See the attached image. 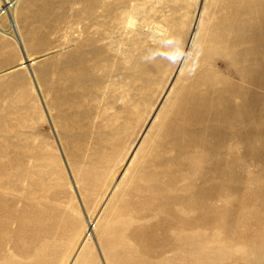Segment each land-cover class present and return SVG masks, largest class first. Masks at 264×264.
<instances>
[{
  "label": "rangeland",
  "instance_id": "rangeland-1",
  "mask_svg": "<svg viewBox=\"0 0 264 264\" xmlns=\"http://www.w3.org/2000/svg\"><path fill=\"white\" fill-rule=\"evenodd\" d=\"M114 1L25 0L19 10V0H9L14 17L0 11V264H264L263 148H251L243 158V145L229 142L231 186L208 209H193L192 221L188 213L177 216L182 207L176 200L190 193L189 172L198 169L196 163L161 178L151 177L146 167L160 140L155 126L162 109L166 116L192 72H213L219 82L224 77L220 83L228 94L232 84L264 99V71L258 75L255 64L204 56L222 47L201 45L197 35L207 40L229 34L228 27L216 25L226 10L206 7L211 0H123L129 6L114 14L125 13L126 23L111 29L121 39L113 37L109 46L120 58L106 63L101 90L73 105L70 122L63 124L57 115L58 88L66 85L76 52L88 46L89 32L102 30L106 3ZM5 6L0 0V10ZM159 46L165 54L152 52ZM245 70L248 77L239 78ZM19 72L22 77L15 79ZM143 78L154 81L151 89ZM37 150L42 157L36 167ZM197 154L204 153L196 148ZM10 158H24V166L9 169ZM9 174L15 197L10 230ZM19 175L25 177L18 182Z\"/></svg>",
  "mask_w": 264,
  "mask_h": 264
},
{
  "label": "bare ground",
  "instance_id": "bare-ground-1",
  "mask_svg": "<svg viewBox=\"0 0 264 264\" xmlns=\"http://www.w3.org/2000/svg\"><path fill=\"white\" fill-rule=\"evenodd\" d=\"M219 1L220 0H211L206 7H210L212 11L219 10L220 12H223L226 10L219 17L216 25L228 27L230 32L225 35L212 34L207 40L206 38L201 36L198 37L199 35H197V39L199 38L198 41H200L201 45L204 44L205 46L212 44L213 46L220 45L222 47V51L220 50L217 53L214 51V54L208 51L204 56L211 58L215 57L216 60L227 56L228 59L224 60V63H232L234 65L244 63L245 67L255 64L252 68L258 75H260V73L264 71V64H261V61H264V0H227L228 2L224 1L221 4L218 3ZM4 3L6 6L0 10L1 13L4 11V13L10 14L13 18L14 12H12L9 0H4ZM13 5H15V3ZM105 6V12H107V15L105 14L104 19L100 21V29L102 30L96 29L89 32L91 36L88 46L85 49L76 52L74 60L70 65L71 73L68 74L69 77H67V80L65 81L66 85H62V87L58 88L56 93V101L58 105L57 115L60 116L63 124L70 122L72 116L76 115V109L73 105L79 104L82 97L95 94L98 89L102 87L104 79L106 76L108 77L105 72L106 70L104 69V67L107 66L106 63H109L112 57L120 58L119 54L115 53L113 49L111 51V48L109 47L111 44L110 41H113L112 38L118 37L115 35L116 31L111 29L115 30L120 28L125 20V13L123 14V12L119 11V14L116 15L114 14V11L117 9L121 11L124 10V8L127 9L129 4L127 5L126 1L117 0L114 2H107ZM135 7L137 8L136 4L134 5V8ZM230 8L233 9V12H227ZM131 12L133 11L130 10V13ZM91 17H95L94 12L91 13ZM132 21L134 23V19H132L131 22ZM124 22L126 23V20ZM16 32L18 33L17 29ZM17 37L19 44L22 46L19 33ZM119 37L118 39L120 40L121 38ZM195 37L196 33L193 31L192 37H190L191 43H193ZM155 38V41L161 39L157 35H155ZM158 51H163L165 54V48L160 46L155 48L152 52L157 53ZM249 69L250 68H248V70ZM248 70L243 71V75H239V78L243 76L248 77L246 75ZM121 72L123 71L121 70ZM206 72L207 70L201 73L192 72L188 79L191 81L186 84L182 83V94L176 96L175 101L169 104L171 107L166 116L165 106L163 109L161 108V123L155 126L160 140H158L156 145H153V151H155V153H153V156L148 159V164H146V167L149 166L148 168L151 169V177L161 178L162 176H167L165 174H168L170 171L171 173H175L173 170L178 174L184 169L189 170L191 168L189 166L196 163L195 168L198 169L189 172V176L192 173L193 177L192 187L189 189L190 193L187 194L183 192L184 195L177 197L178 200H176L179 205H181L180 207H182V210H180L179 213L176 212L177 216L183 217V214L181 215L182 212L188 213L190 218L192 216L191 221L196 219V214L194 215L192 212H195V210L198 211L199 206L208 209V207H211L210 204H212V201L219 195L221 190V193L224 191L226 192V188L231 186L230 182L233 180L234 173L232 170V159L229 152V142L232 139L243 145V158L251 148L254 149V151L252 150L253 152L259 151L260 148L264 149V99L258 96L255 97L254 95H249L243 90H238L236 87H232V84L231 88L228 87L229 92H231L228 94L225 90L226 86L224 87L220 83L224 77L219 82V80L216 81L218 77L217 74L212 72L211 75ZM211 76L213 77L211 78ZM21 77L22 74L20 72L14 76L15 79ZM247 80L249 81L248 78H245L244 82H247ZM153 82L154 81H151L149 78H143V86L147 89H151ZM228 82L231 83V80H228L227 83ZM137 87H135L136 90L138 88L140 89V87ZM146 96L145 98H149ZM234 96L240 99L239 103H234ZM253 121L254 124L250 125ZM65 132L69 138L72 139L75 137V135L70 134L67 128H65ZM258 142H260V144H258ZM145 144V140L140 144L142 145V151H140L141 154L144 152L143 148ZM196 148H200L201 152L204 154H197V156L194 157L193 153L196 151ZM12 151H9V157H11ZM41 157L42 153H39L37 150L35 153L36 167L41 164L39 162V158ZM195 158L196 161H192V159ZM183 159L189 160L184 161ZM23 161L24 158L15 163L14 160L10 158L9 169L13 168L16 164L20 167L24 166ZM182 172L180 174H182ZM23 176L25 177V175H19L17 177L18 182ZM13 179L14 177L9 174V230L10 225L14 220L11 212V200L15 199V197H12L13 193L11 189V183L14 182ZM153 187L156 189L158 188L162 192H166L164 185L161 186L155 183ZM165 194L168 195L167 193ZM173 194L175 196V193ZM221 196H224V194ZM29 197L31 198V196ZM39 197L40 195L37 193L32 196L35 202H39ZM16 199L19 200V197L17 196ZM175 199L170 198V201H175ZM170 201L168 202L169 205L171 203ZM168 203H165L167 204L166 206H168ZM175 209L174 211H176ZM197 214L199 213L197 212ZM213 216L214 215H212L211 211L208 210V215H206L207 219H211ZM88 226H91V222L87 223V227ZM184 226L178 227L177 230L183 232L182 229L185 228ZM189 226L188 229H190ZM191 229L194 230L193 228ZM179 246H181V244ZM182 249L184 250V248Z\"/></svg>",
  "mask_w": 264,
  "mask_h": 264
},
{
  "label": "crops",
  "instance_id": "crops-1",
  "mask_svg": "<svg viewBox=\"0 0 264 264\" xmlns=\"http://www.w3.org/2000/svg\"><path fill=\"white\" fill-rule=\"evenodd\" d=\"M24 1L25 0H19V10H21V8H23V5H24Z\"/></svg>",
  "mask_w": 264,
  "mask_h": 264
}]
</instances>
